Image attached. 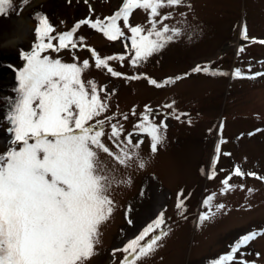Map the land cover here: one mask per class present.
<instances>
[{
  "label": "rangeland",
  "instance_id": "rangeland-1",
  "mask_svg": "<svg viewBox=\"0 0 264 264\" xmlns=\"http://www.w3.org/2000/svg\"><path fill=\"white\" fill-rule=\"evenodd\" d=\"M121 5L122 0H28L26 4L12 0L7 14L0 15V153L12 146L6 116L16 97L17 71L26 63L22 53L30 52L37 42L39 17L48 19L55 36L84 19L103 20ZM161 13L170 14L164 23L179 28L181 34L137 66L131 64L130 32L122 21L125 36L117 41L107 40L88 25L75 33L77 40L82 37L101 57L124 55L125 61H110V66L141 79L126 80L97 69L86 48L44 53L66 63L75 62L73 56L80 62L89 60L82 79L113 93L107 97L108 110L98 119L115 116L126 132L135 131L134 125L147 106L155 123L164 121L167 125L165 139L155 154L150 141L139 137L144 140L139 149L143 169L135 162L127 168L116 167L117 180L128 182L109 189L115 206L109 219L99 226L95 254L84 264H120L125 253L113 254L114 250L123 249L161 211L168 235L138 264H210L229 252L243 234L264 229V180L247 175L251 172L264 177V75L247 78L264 73V44L259 43L264 40V0H184L180 6L161 9ZM23 14L30 20L29 33L12 44L9 40ZM130 24L150 27L146 12L139 9L131 15ZM245 29L247 40L242 37ZM197 66L216 69L214 76L193 71ZM237 69L244 78H234L232 71ZM221 71L226 74L220 75ZM2 74L6 78H1ZM143 77L160 83L182 78L157 88ZM100 95L103 98L105 94ZM123 115L129 118L124 120ZM105 131H109L107 126ZM105 142L110 144L107 137ZM100 159L114 167L106 154L100 153ZM213 160L215 178L209 179ZM236 167L245 175H233L229 181L232 190L222 194V181ZM180 192L185 198L183 210L176 208ZM209 195H214L211 211L220 204L224 208L201 223L200 214L209 211L203 205ZM242 251L249 264H264V236Z\"/></svg>",
  "mask_w": 264,
  "mask_h": 264
},
{
  "label": "snow or ice",
  "instance_id": "snow-or-ice-1",
  "mask_svg": "<svg viewBox=\"0 0 264 264\" xmlns=\"http://www.w3.org/2000/svg\"><path fill=\"white\" fill-rule=\"evenodd\" d=\"M183 2L122 0V5L111 16L103 20L84 19L71 30L55 36L48 19L39 17V26L35 29L37 42L30 52L22 53L26 63L17 71L16 97L6 116L12 146L0 153V264H84L95 254L99 226L113 212L115 205L109 189L113 184L128 182L117 180L116 167L127 168L135 162L143 169L145 163L139 157V149L144 140L139 137L144 136L150 141L153 154L165 139L166 123H155L151 118L152 110L147 106L134 125L135 131L126 132L115 116L98 119L108 110L107 97L113 93L98 87L94 81L82 79V73L90 67L89 60L80 62L73 56L75 62L66 63L44 53L86 48L97 69L126 80L141 79L139 75L126 76L110 66V61H125L124 55L101 57L95 49L84 44L82 37L77 40L75 33L82 25H88L107 40L117 41L125 36L119 23L122 21L123 27L130 32L131 64L137 66L181 34L179 28L164 23L171 16L162 14L161 9L174 8ZM11 5L12 0H0V15L7 14ZM138 9L146 12L149 28L130 24L131 15ZM242 37L248 39L246 29ZM259 43L264 44V40ZM193 71L208 73L209 69L197 66ZM233 75L244 78L239 69ZM255 75L264 73L247 78H255ZM143 78L160 88L182 77L170 78L163 83ZM101 93L105 94L103 98ZM135 114L133 110L132 115ZM122 118L127 120L129 117L123 115ZM105 137L110 144H106ZM216 152H220L219 146ZM100 153L106 154L114 167L109 168L100 159ZM215 164L216 160H213L209 179L215 178ZM233 175L243 177L245 173L236 167L222 181V194L232 190L229 181ZM247 175L264 180L255 173ZM184 199L183 192L177 194L178 210H183ZM213 200L214 195L204 199L203 205L209 211L200 214L201 223L224 208L220 204L215 206V212L211 211ZM164 224V212L161 211L123 249L114 250L113 254L117 251L125 253L120 264H138L143 257L153 253L168 235ZM150 235L151 238L146 239ZM259 236H264V229L243 234L233 242L229 252L210 264H249L242 258L245 255L242 249Z\"/></svg>",
  "mask_w": 264,
  "mask_h": 264
},
{
  "label": "bare ground",
  "instance_id": "bare-ground-1",
  "mask_svg": "<svg viewBox=\"0 0 264 264\" xmlns=\"http://www.w3.org/2000/svg\"><path fill=\"white\" fill-rule=\"evenodd\" d=\"M16 24H17V29L14 32V36L12 39L9 40V42L12 44L19 43L21 40H23L26 37V35L29 33V26H31L30 20L25 14H23L17 20ZM5 76H6L5 74H2L1 78Z\"/></svg>",
  "mask_w": 264,
  "mask_h": 264
},
{
  "label": "trees",
  "instance_id": "trees-1",
  "mask_svg": "<svg viewBox=\"0 0 264 264\" xmlns=\"http://www.w3.org/2000/svg\"><path fill=\"white\" fill-rule=\"evenodd\" d=\"M9 102H10V101H9ZM8 108H9V104H8ZM8 110H9V109H8ZM8 110H7V111H8Z\"/></svg>",
  "mask_w": 264,
  "mask_h": 264
}]
</instances>
